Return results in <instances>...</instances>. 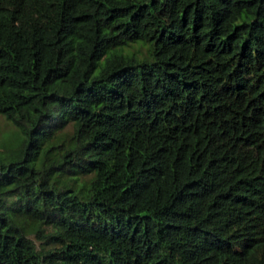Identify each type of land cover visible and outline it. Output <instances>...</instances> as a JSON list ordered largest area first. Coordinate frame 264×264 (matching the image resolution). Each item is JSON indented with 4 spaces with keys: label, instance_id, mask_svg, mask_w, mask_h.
Instances as JSON below:
<instances>
[{
    "label": "trees",
    "instance_id": "trees-1",
    "mask_svg": "<svg viewBox=\"0 0 264 264\" xmlns=\"http://www.w3.org/2000/svg\"><path fill=\"white\" fill-rule=\"evenodd\" d=\"M0 264H264V0H0Z\"/></svg>",
    "mask_w": 264,
    "mask_h": 264
},
{
    "label": "rangeland",
    "instance_id": "rangeland-1",
    "mask_svg": "<svg viewBox=\"0 0 264 264\" xmlns=\"http://www.w3.org/2000/svg\"><path fill=\"white\" fill-rule=\"evenodd\" d=\"M13 128L12 124L0 114V133H8Z\"/></svg>",
    "mask_w": 264,
    "mask_h": 264
}]
</instances>
